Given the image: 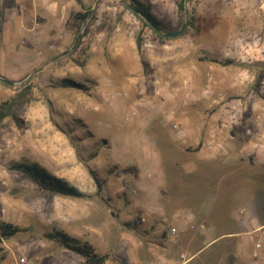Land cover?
Returning <instances> with one entry per match:
<instances>
[{
	"label": "rangeland",
	"instance_id": "374dc122",
	"mask_svg": "<svg viewBox=\"0 0 264 264\" xmlns=\"http://www.w3.org/2000/svg\"><path fill=\"white\" fill-rule=\"evenodd\" d=\"M143 1L162 35L184 24L181 35L159 39L127 7L130 0H0V104H14L0 127V222L27 229L0 243V264H78L79 256L43 237L53 228L110 254L105 264H121L119 236L149 240L150 225L169 234L174 214L194 215L191 190L171 180V151L183 146L168 140L181 132L178 114L193 118L209 66L232 61L233 73L240 60L264 59V0H185L182 12V0ZM83 9L91 15L84 36L66 25L70 12ZM63 78L86 89L57 87ZM258 86L254 80L236 86L224 103L247 123H259L261 129L232 131L259 149L264 110L255 113L264 96ZM252 147L243 153L241 172L259 174L264 157ZM23 160L85 197L45 192L8 170ZM137 219L135 230L126 227ZM215 248L189 264L213 261ZM137 254L142 258V249Z\"/></svg>",
	"mask_w": 264,
	"mask_h": 264
},
{
	"label": "crops",
	"instance_id": "0c3cea01",
	"mask_svg": "<svg viewBox=\"0 0 264 264\" xmlns=\"http://www.w3.org/2000/svg\"><path fill=\"white\" fill-rule=\"evenodd\" d=\"M240 61L233 73L231 65L209 66L208 83L193 103V118L184 111L178 114L181 132L168 140L171 145L183 146L171 151L175 164L171 180L191 190L190 197L196 200L194 215L174 214L169 234L150 225L149 240L119 236L121 264H189L210 246H216L215 258H204L201 264H264V246L257 259L252 257L255 243L264 242V172H241V164L246 162L243 153L253 144L245 143L242 134L232 133L261 126L252 119L247 123L248 118L224 103L232 89H242L253 80L258 81L264 96V59ZM197 70L202 72L201 67ZM263 108L260 101L255 115ZM254 154L263 157L261 152ZM214 209L217 213L212 216ZM144 234L147 236L145 229ZM200 242L203 244L198 246ZM138 249H142L140 259Z\"/></svg>",
	"mask_w": 264,
	"mask_h": 264
},
{
	"label": "trees",
	"instance_id": "16d2710c",
	"mask_svg": "<svg viewBox=\"0 0 264 264\" xmlns=\"http://www.w3.org/2000/svg\"><path fill=\"white\" fill-rule=\"evenodd\" d=\"M81 4V0H77ZM143 0H130V3L127 5L132 12L141 16V21L144 25L150 26V29L154 31L159 39H169L165 35H162L164 32L160 28V23L158 20L151 14L150 8L143 3ZM185 0L180 1L177 4V9L179 12H182L184 9ZM91 19L90 10L83 11H73L70 12L69 18L66 20V25L70 26L78 35L82 31V35H86L89 29V21ZM152 27H155L160 32H157ZM181 35V34H180ZM142 32L140 31L135 39V45L138 51H140L142 43ZM212 62H219L216 60H211ZM223 65H230L232 61H220ZM6 84H9L6 82ZM57 87L60 88H75L77 90H84L86 86L82 83L75 81L72 78H63L58 80L55 83ZM13 102H3L0 104V127L3 125L6 118L12 116ZM8 170L15 171L21 176L31 180L35 183V186L40 190H43L48 193H53L54 195L72 197V198H83L84 194L69 184L66 180L57 178L46 169H44L40 164L28 160H23L20 162H12L8 166ZM140 219L132 221L131 223L125 224L126 227L130 230H135L139 224ZM21 227L16 226L15 224L9 222H0V243L3 240L9 239L16 236L17 234L26 231ZM45 239L56 244L59 248L69 250L70 252L79 256L80 262L78 264H105L106 261L111 259L110 254L98 253L96 249L89 243L87 240H82L77 237L71 236L69 233L53 228L49 231H46L43 235Z\"/></svg>",
	"mask_w": 264,
	"mask_h": 264
},
{
	"label": "built area",
	"instance_id": "2783aa9c",
	"mask_svg": "<svg viewBox=\"0 0 264 264\" xmlns=\"http://www.w3.org/2000/svg\"><path fill=\"white\" fill-rule=\"evenodd\" d=\"M258 146V145H257ZM257 146H254V152H261L262 156L264 157V138L261 139L260 144H259V149ZM174 231V229H172V232ZM264 246V242L258 241L257 243H255L254 245V251L252 254V257L257 259L259 257V251L261 249V247Z\"/></svg>",
	"mask_w": 264,
	"mask_h": 264
},
{
	"label": "water",
	"instance_id": "95a60500",
	"mask_svg": "<svg viewBox=\"0 0 264 264\" xmlns=\"http://www.w3.org/2000/svg\"><path fill=\"white\" fill-rule=\"evenodd\" d=\"M154 30H156L157 32H160L158 29H156L155 27H152ZM183 28H184V24L183 25H181V27H180V29L178 30V31H176V32H174V33H165L164 35L166 36V37H169V38H176V37H178L180 34H181V32H182V30H183ZM79 37H81V35H79L78 37H76V41L79 39Z\"/></svg>",
	"mask_w": 264,
	"mask_h": 264
}]
</instances>
